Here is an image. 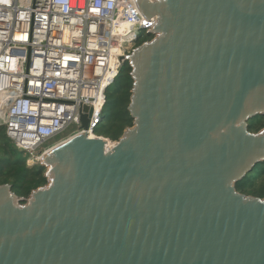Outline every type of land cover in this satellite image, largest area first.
I'll use <instances>...</instances> for the list:
<instances>
[{"label":"water","instance_id":"water-1","mask_svg":"<svg viewBox=\"0 0 264 264\" xmlns=\"http://www.w3.org/2000/svg\"><path fill=\"white\" fill-rule=\"evenodd\" d=\"M136 4L132 127L53 148L27 198L0 185V264H264V198L235 189L264 163V0Z\"/></svg>","mask_w":264,"mask_h":264},{"label":"built area","instance_id":"built-area-1","mask_svg":"<svg viewBox=\"0 0 264 264\" xmlns=\"http://www.w3.org/2000/svg\"><path fill=\"white\" fill-rule=\"evenodd\" d=\"M156 23L136 0H0V127L27 165L73 137L113 142L95 134L107 91Z\"/></svg>","mask_w":264,"mask_h":264},{"label":"trees","instance_id":"trees-1","mask_svg":"<svg viewBox=\"0 0 264 264\" xmlns=\"http://www.w3.org/2000/svg\"><path fill=\"white\" fill-rule=\"evenodd\" d=\"M130 72L129 65L125 63L116 81L117 97L113 108L115 110L110 118L111 124L106 129V135L103 136L113 142L118 140L127 128L132 127L133 123L127 111L132 89ZM256 120L261 121L258 123ZM263 120L264 117L251 120L248 127L249 132L256 133L262 129L264 127ZM25 161L26 157H23L22 153L18 152L7 138L5 129L0 128V185H10L13 193L20 198H27L33 190L46 185L45 168L41 165L28 168L24 164ZM254 173L264 175V163L256 165L250 174L236 183L235 189L238 193H241L239 190L247 185L250 176L255 175ZM257 198H264V192Z\"/></svg>","mask_w":264,"mask_h":264},{"label":"rangeland","instance_id":"rangeland-1","mask_svg":"<svg viewBox=\"0 0 264 264\" xmlns=\"http://www.w3.org/2000/svg\"><path fill=\"white\" fill-rule=\"evenodd\" d=\"M148 39V38H147ZM150 40V39H148ZM147 41V40H146ZM117 81V80H116ZM107 105L104 109V114H103V121L101 126L96 130L95 134L100 135V136H105L106 135V129L110 126L111 124V116L114 113V104L116 101V82L114 85H112L108 91H107ZM261 120H256V122H260ZM264 121V120H263ZM2 129V127H0ZM64 137V136H63ZM118 140L114 141L117 142ZM25 166L28 168L36 167L34 166H29L26 164L25 161ZM250 176V180H248L247 185L241 188L239 192L243 193L245 196H251V197H258L262 192H264V175L256 174ZM240 193V194H241Z\"/></svg>","mask_w":264,"mask_h":264},{"label":"bare ground","instance_id":"bare-ground-1","mask_svg":"<svg viewBox=\"0 0 264 264\" xmlns=\"http://www.w3.org/2000/svg\"><path fill=\"white\" fill-rule=\"evenodd\" d=\"M0 109H1V108H0ZM1 113H2V112H1V110H0V116H1ZM106 142H107V146H108L107 149L113 148V147L115 146V143H116V142H114V143H113V142H109V141H107V140H106Z\"/></svg>","mask_w":264,"mask_h":264},{"label":"flooded vegetation","instance_id":"flooded-vegetation-1","mask_svg":"<svg viewBox=\"0 0 264 264\" xmlns=\"http://www.w3.org/2000/svg\"><path fill=\"white\" fill-rule=\"evenodd\" d=\"M125 63H126V62H125ZM125 63H124V64H125Z\"/></svg>","mask_w":264,"mask_h":264}]
</instances>
